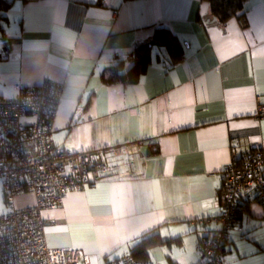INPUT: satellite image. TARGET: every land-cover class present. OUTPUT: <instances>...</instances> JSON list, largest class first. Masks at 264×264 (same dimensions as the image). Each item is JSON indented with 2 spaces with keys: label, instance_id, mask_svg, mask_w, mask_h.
Segmentation results:
<instances>
[{
  "label": "crops",
  "instance_id": "1",
  "mask_svg": "<svg viewBox=\"0 0 264 264\" xmlns=\"http://www.w3.org/2000/svg\"><path fill=\"white\" fill-rule=\"evenodd\" d=\"M245 10L246 25L223 26L203 0H0V98L60 83L55 146L103 154L112 169L41 211L50 247L110 264L156 232L155 264H207L199 242L220 229L224 170L234 154L264 148V0ZM158 28L177 37L183 60L170 67L152 45L137 82L106 84L108 68L123 60L127 70ZM12 203L36 201L26 193ZM262 215L254 205L235 226L255 218L264 234ZM252 238L243 248L229 235L224 264H264V236Z\"/></svg>",
  "mask_w": 264,
  "mask_h": 264
},
{
  "label": "built area",
  "instance_id": "2",
  "mask_svg": "<svg viewBox=\"0 0 264 264\" xmlns=\"http://www.w3.org/2000/svg\"><path fill=\"white\" fill-rule=\"evenodd\" d=\"M241 24L246 25V20ZM62 89L60 83L46 80L36 87L18 86L12 97L0 98V179L7 198V209L0 212V264H87L79 250L47 244L41 216L43 209L60 207L69 191L93 185L112 173L103 154H71L55 146L53 122ZM258 116H264V105L259 106ZM130 152L125 146L116 149L115 155ZM237 162L234 154L224 170L226 197L234 200L251 188L264 190L258 175L264 172V152H256L241 165ZM26 193H31L36 203L15 207L12 199ZM224 236L219 234L213 242L201 246L208 264H218ZM110 264L154 262L136 261L128 254Z\"/></svg>",
  "mask_w": 264,
  "mask_h": 264
},
{
  "label": "trees",
  "instance_id": "3",
  "mask_svg": "<svg viewBox=\"0 0 264 264\" xmlns=\"http://www.w3.org/2000/svg\"><path fill=\"white\" fill-rule=\"evenodd\" d=\"M203 1L207 2L209 6V14L223 26L233 19L240 20L245 15L246 0ZM7 41H11V39ZM152 45L158 47L161 55H163L162 57L164 61L168 63L170 67L183 60L184 55L182 45L177 37L167 28H158L155 30L153 37L149 43L138 45L133 50L132 65L127 70L123 71V60H118L116 64L108 68V70L110 71V75L107 78H104V82L106 84H109L111 82H120L124 84H132L137 82L140 77L145 74L146 70L150 66V48ZM258 151L264 152V148H252L248 152L238 156L239 164L241 165L244 160H248V158L253 156ZM258 175L261 177L264 184V172H260ZM227 191L228 189L226 188L224 183L223 189L220 190L217 194L220 207L222 208V212L218 216V220L220 221V223H222L221 229L213 233L212 238L206 237L204 239H201L199 242L201 247L205 242H213L219 234L223 233L225 235L223 237V241L219 244L220 256L217 262L218 264H224L226 245L229 242V235L232 232L234 226L240 224L241 219L244 215L251 214V209L254 204L259 205L262 208V217L264 219V190L251 188L245 191V194H240V196H238L234 200H229L226 197ZM6 200L7 198L3 190V203L5 206H7ZM233 203H235L234 206L231 205ZM160 242L162 243L161 238L156 232L144 235L140 239V241L131 248L130 255L136 261H145L148 259L149 249L158 245ZM206 259V257H203V260L208 264L209 262Z\"/></svg>",
  "mask_w": 264,
  "mask_h": 264
},
{
  "label": "rangeland",
  "instance_id": "4",
  "mask_svg": "<svg viewBox=\"0 0 264 264\" xmlns=\"http://www.w3.org/2000/svg\"><path fill=\"white\" fill-rule=\"evenodd\" d=\"M14 205V203H13ZM255 205V204H254ZM15 206V205H14ZM7 209V207L4 205L3 203V186H2V180L0 179V212H4ZM250 221L244 220L246 222H244L242 225L239 226H235V230H234V234L230 233V235H235L237 244H239V246L241 247H250L253 246V238L255 235H257L259 238L261 236H264V234L259 230L260 228H255V223L254 221H259L257 219H248ZM222 227V223L220 224V229ZM233 228V229H234ZM230 254V253H229Z\"/></svg>",
  "mask_w": 264,
  "mask_h": 264
}]
</instances>
